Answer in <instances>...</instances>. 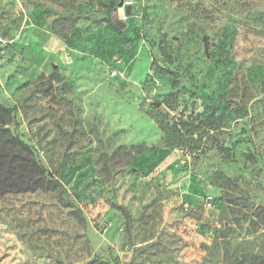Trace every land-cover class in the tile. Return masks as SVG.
I'll list each match as a JSON object with an SVG mask.
<instances>
[{"label":"rangeland","instance_id":"rangeland-1","mask_svg":"<svg viewBox=\"0 0 264 264\" xmlns=\"http://www.w3.org/2000/svg\"><path fill=\"white\" fill-rule=\"evenodd\" d=\"M0 36V124L63 185L0 196V264H264V0H0Z\"/></svg>","mask_w":264,"mask_h":264},{"label":"trees","instance_id":"trees-1","mask_svg":"<svg viewBox=\"0 0 264 264\" xmlns=\"http://www.w3.org/2000/svg\"><path fill=\"white\" fill-rule=\"evenodd\" d=\"M159 71L174 76V73L168 69L160 68ZM159 105L177 113L178 94H169ZM201 116L202 119L198 122V118L190 116L185 118L182 111L180 119H174L172 124H165L164 120L159 121V126L167 137L168 146L191 152L198 151L205 135L210 136L211 133L221 131L224 118L215 108L206 107ZM200 128L203 130H199ZM221 149L226 153L225 155H228L226 152L228 150L224 147ZM62 189L61 182L35 160L31 146L8 125L0 124V196L37 190L60 192Z\"/></svg>","mask_w":264,"mask_h":264},{"label":"built area","instance_id":"built-area-1","mask_svg":"<svg viewBox=\"0 0 264 264\" xmlns=\"http://www.w3.org/2000/svg\"><path fill=\"white\" fill-rule=\"evenodd\" d=\"M6 43V40L2 36H0V49H2L6 45Z\"/></svg>","mask_w":264,"mask_h":264}]
</instances>
